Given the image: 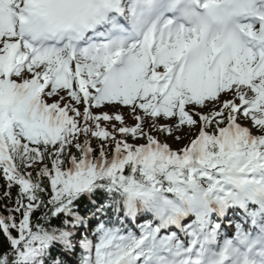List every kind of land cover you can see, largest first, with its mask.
<instances>
[{
	"label": "trees",
	"instance_id": "obj_1",
	"mask_svg": "<svg viewBox=\"0 0 264 264\" xmlns=\"http://www.w3.org/2000/svg\"><path fill=\"white\" fill-rule=\"evenodd\" d=\"M213 121L206 129L215 128ZM31 142V148L14 141L9 145L12 167L0 156V264H82L84 246L94 247L102 233L117 229L106 222L96 227L88 218L103 213L108 221L111 211H124L126 199L141 200L156 211L168 199L170 185L183 177L172 165L143 167L145 151L133 140L127 143L128 158L119 160L111 132L89 119L61 121ZM85 143L90 145L89 174L80 171ZM197 145L216 151L212 135L201 136ZM78 230L82 234L76 239Z\"/></svg>",
	"mask_w": 264,
	"mask_h": 264
},
{
	"label": "rangeland",
	"instance_id": "obj_2",
	"mask_svg": "<svg viewBox=\"0 0 264 264\" xmlns=\"http://www.w3.org/2000/svg\"><path fill=\"white\" fill-rule=\"evenodd\" d=\"M31 76L32 75H30L29 72L25 71L23 80L30 81L32 80ZM261 78H264V74L257 78V84L259 86H264V79L261 80ZM15 82L16 84H19L21 80H17ZM2 83L3 80L0 77V84ZM37 84L38 87L34 90V92L36 91L39 94V98H37V100L41 102L45 108H49L50 112H54L55 106L59 103L68 104L77 110H81V107L88 105L75 100L71 96V92L66 90V88L61 85H50L48 82H43L42 80H39ZM132 94H125L111 101V99H108L107 96L99 92H93L91 94V99H93L95 103L93 106H91V108L89 106L86 108L90 110V113L96 118L102 116L107 118V124L119 131L126 130L135 123L137 125L143 124L144 126L146 120H144L142 123V118L140 116L141 114L146 116V112H148V122L151 123L153 121L157 126H168L169 131L172 134H176V136L181 138L179 143L182 146L187 140H189L188 138L190 137L189 134L191 132L203 133L202 124L206 115L210 113L215 114L218 117L221 116L226 118L228 113L227 105L231 104L232 106H236L238 103L235 99L241 96L240 98H243L247 104L244 106H239L236 109V112L231 114L229 119L230 126L242 144H250L254 140L253 137L261 134L263 135L264 145V98H258L254 88H229L226 86L224 90L221 91L216 89L214 94H206L200 103H188L180 111L177 110V107L171 106V108H169L168 116L162 111L163 108L157 103V101L150 100V108H148L145 105V102H147L148 99H139L138 92H134V95ZM11 105H13V100ZM5 116L12 117V112L9 108L3 109L2 117ZM42 120L43 118L41 121ZM150 142H153L154 145L160 148L159 150H153V153L151 154V156L156 161H177L169 151L167 152L168 149L171 150L174 147V141H172L171 137L163 138L161 135H156L151 138ZM205 160V168H209L208 161L205 156H196L197 165L203 164ZM261 161H263V163H261ZM230 162L235 166L241 164L239 167L241 170L238 171H242L246 168L247 170H251L254 174H256L257 172L264 170V150L262 151L261 155L256 158V160L247 157L241 159L238 157L237 163H233L232 161ZM217 175L219 177L218 179L223 177L224 170L222 172L220 168H218ZM261 182L262 185H264V178L261 180ZM204 190L205 189L200 186L198 187L197 192L201 196ZM199 211H201V209ZM194 214H197V211H194ZM176 215L182 216V213L177 212ZM181 225L183 226L185 224ZM155 227L156 226H154V228ZM189 228L190 227H186L184 233H186ZM168 235H171L170 227L165 233H163L161 230L154 229L152 232L143 233V240L141 242H145V246L153 247L155 251L161 253L163 250H165L166 244L170 240L168 239ZM123 242L124 241H121L120 239H117L114 242L116 250L117 248H120ZM137 242L139 243L140 240ZM127 243L135 245V242L127 241ZM123 245L124 248L127 247L126 243ZM115 253L116 251L114 250L113 255ZM137 254L141 255L143 253L139 252ZM108 264H115L114 259L108 257Z\"/></svg>",
	"mask_w": 264,
	"mask_h": 264
},
{
	"label": "bare ground",
	"instance_id": "obj_3",
	"mask_svg": "<svg viewBox=\"0 0 264 264\" xmlns=\"http://www.w3.org/2000/svg\"><path fill=\"white\" fill-rule=\"evenodd\" d=\"M252 229H254V230H255V228H253V227H252ZM239 230H240V229H239ZM239 233L241 234V233H243V232H242V231H239Z\"/></svg>",
	"mask_w": 264,
	"mask_h": 264
}]
</instances>
